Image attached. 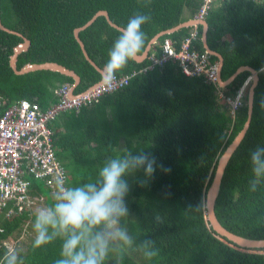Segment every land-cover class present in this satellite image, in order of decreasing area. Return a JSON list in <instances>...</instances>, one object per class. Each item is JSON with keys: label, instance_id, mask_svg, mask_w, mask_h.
<instances>
[{"label": "trees", "instance_id": "1", "mask_svg": "<svg viewBox=\"0 0 264 264\" xmlns=\"http://www.w3.org/2000/svg\"><path fill=\"white\" fill-rule=\"evenodd\" d=\"M202 4L203 0H0V16L4 25L31 42L18 56L19 69L27 63L64 64L80 75L81 82L75 88L79 94L102 79L74 33L98 11L107 10L113 22L124 28L130 19L146 17L140 26L144 34L141 54L157 33L195 18ZM206 20L208 44L224 57V80L243 65L259 71L251 124L226 167L215 212L228 230L262 239L264 3L218 0ZM192 27L162 35L144 60L133 58L114 74L108 72L106 64L123 31L110 25L104 15L80 31L91 58L110 75H128V82L82 105L78 112H62L52 122L54 147L68 170V187L95 182L99 169L111 159L127 158L131 165V157H147L144 164L130 167L123 177L128 184V212L118 227L123 231L127 227L131 243L120 240L119 246L110 244L117 255L112 252L114 257L105 258L103 264H264V247H240L219 235L207 219L206 208V193L218 160L248 118L249 87L235 114L226 98L235 97L249 78L251 81L252 72L243 71L232 83L222 86L207 82L204 75L185 74L174 59L163 65L151 59L153 54L161 55L167 37L179 48ZM198 29L202 36V25ZM23 41L21 36L0 28V97L5 105L28 99L47 109L59 100L58 88L66 82L73 84L74 79L51 70L15 73L10 59ZM196 48L206 50L201 38ZM211 60L219 59L211 54ZM218 88L224 96L219 95ZM149 162L152 172L147 171ZM31 182V191L43 194L51 207L58 193H51L43 180ZM35 216L28 226L29 241L10 250L3 239L16 230L20 233L28 216L6 219L0 215L4 228L0 231V264H9L12 257L14 264H56L64 258L61 246L66 236L34 247ZM140 248L143 262L140 255L128 254Z\"/></svg>", "mask_w": 264, "mask_h": 264}, {"label": "built area", "instance_id": "2", "mask_svg": "<svg viewBox=\"0 0 264 264\" xmlns=\"http://www.w3.org/2000/svg\"><path fill=\"white\" fill-rule=\"evenodd\" d=\"M218 0H203L195 18L206 19L207 14ZM264 3V0H257ZM201 38L198 26L190 29L176 48L174 41L167 37L162 44L160 56L153 54L151 59L163 65L169 59L179 62L182 71L189 76L204 75L207 82L220 84L218 62L211 60L206 50L196 48ZM128 82V75L117 77L108 75L105 82L89 88L79 94H72L70 83L62 84L57 94L59 100L47 109L38 102L21 99L5 105L0 97V215L12 219L17 215L26 214L28 219L23 225L22 235L11 245L3 240V244L14 250L19 239L28 234V226L33 214H37L40 205L49 206L43 194H34L31 190V179L44 181L51 193H58L61 185L68 187V170L57 156L54 147V130L52 122L64 111H80L84 104L91 103L105 92L113 91ZM249 79L238 90L235 97H227L228 103L235 114L237 107L242 105V98ZM220 96H224L218 88ZM30 175L31 177L29 178ZM41 209V208H40ZM4 228L0 225V231Z\"/></svg>", "mask_w": 264, "mask_h": 264}, {"label": "clouds", "instance_id": "3", "mask_svg": "<svg viewBox=\"0 0 264 264\" xmlns=\"http://www.w3.org/2000/svg\"><path fill=\"white\" fill-rule=\"evenodd\" d=\"M145 20L144 16L129 20L109 53L106 64L109 73L114 74L124 67L140 51L144 43L140 26ZM146 160L145 156L131 157L130 165L127 158H114L99 169L95 182L73 187L61 185L56 202L35 216L34 247L46 245L56 236H66L61 246L64 258L56 264H103L110 242L128 240L127 234L118 227L120 218L128 212L124 203L128 184L123 177L130 167L142 165ZM152 170L149 162L147 171ZM14 261L12 257L9 264Z\"/></svg>", "mask_w": 264, "mask_h": 264}, {"label": "water", "instance_id": "4", "mask_svg": "<svg viewBox=\"0 0 264 264\" xmlns=\"http://www.w3.org/2000/svg\"><path fill=\"white\" fill-rule=\"evenodd\" d=\"M101 15H104L107 18L110 25L118 28L121 31H124V29H125L124 27L113 22V20L110 17V14L107 10L98 11L87 23H85L83 26L75 29V31H74L75 36H76L80 46L82 47V50H83L85 57L89 60V62L94 67H96L98 69V71H100V73L102 75V79L99 82H97L95 85L91 86L90 88L95 87V86L100 85L101 83L105 82L107 80L109 74L104 69H102L91 58V56L89 55V53L86 49L84 41L80 37V31L87 28L89 25H91L96 20V18L98 16H101ZM198 25H202V27H203L201 39L204 43L206 51L209 54L216 55L219 59L218 60V68H219L220 84L222 86H226V85L232 83L236 79V77L243 71L248 70V71L252 72V76H251L252 79L250 81V84L248 85V87H249V90H248V118H247L243 128L236 135V137L232 140V142L226 147L225 151L223 152V154L220 156V158L218 160L213 180H212V182H211V184L207 190V193H206L207 219L219 235L226 237L228 240L233 241L234 243L238 244L240 247L262 248V247H264V238H262V239L248 238V237L238 235V234L228 230L219 221V219L217 218L216 212H215V204H216V200L218 198L219 192H220L222 179H223L226 167H227L232 155L234 154V152L237 150V148L239 147V145L241 144V142L245 138L246 133H247V131L250 127V124H251L253 106H254L255 89L259 83V71L256 70L255 68H253L252 66L243 65V66H240L228 79L224 80L222 78V67L224 64V57L221 53L210 48V46L208 44L209 23L206 19H198V18H192V19L183 21V22L179 23L178 25H176L172 28H169V29H166V30H163V31L157 33L149 41L145 51L141 54L137 53V55L134 58L137 61L144 60L148 56L152 45L154 43H156L157 40L159 39V37H161L162 35L175 32V31L180 30L184 27H191V26H198ZM0 28L6 32L17 34L24 39V41L22 43H20L19 46L15 49V52L13 53V55L11 56V59H10L11 67L14 69L15 73L25 74V73H29V72L36 71V70H51V71L60 72L61 74L72 77L74 79V83L72 86V94L74 95L73 92H74L75 88L81 82V77L77 72L73 71L72 69H70L69 67H67L64 64H61L59 62H54V61H46V62H42V63H27L22 68L19 69L17 66L18 56L22 51H25L29 48L31 42H30L29 38L24 36V34H22L21 32H19L17 30H13V29L7 27L6 25H4L2 22L1 16H0Z\"/></svg>", "mask_w": 264, "mask_h": 264}, {"label": "rangeland", "instance_id": "5", "mask_svg": "<svg viewBox=\"0 0 264 264\" xmlns=\"http://www.w3.org/2000/svg\"><path fill=\"white\" fill-rule=\"evenodd\" d=\"M127 201V197H125L124 198V203ZM126 207H127V204H126ZM45 209V208H47V206L46 205H40V207H39V210H41V209ZM124 232L127 234V237H128V240L126 241L127 243H131V241H130V233L129 232H127V227L125 228V230H124ZM29 240H28V237H27V234L23 237V238H21V239H19V241H18V244H17V246L18 245H20V243H22V246H24L25 245V243H27ZM119 242H120V239H116V240H114V241H112V242H110V244H117V246H119ZM110 244H109V246H110ZM22 246H18V247H20V248H22ZM121 247V246H120ZM112 252H114L113 254H115V255H117V252L114 250V247H109V251H108V255H109V257L108 256H106V260L109 258L110 260H111V258H110V256L113 258L114 256H112ZM128 254H129V256H135V255H140V257H141V261L143 262L144 260H145V258H144V254H143V250L140 248V249H138V250H136L135 252H133L132 254H131V252L130 251H128ZM109 260V261H110ZM116 260V262L117 263H119V258H117V259H115ZM126 264H128V263H126Z\"/></svg>", "mask_w": 264, "mask_h": 264}, {"label": "crops", "instance_id": "6", "mask_svg": "<svg viewBox=\"0 0 264 264\" xmlns=\"http://www.w3.org/2000/svg\"><path fill=\"white\" fill-rule=\"evenodd\" d=\"M202 37V36H201ZM72 86H73V84H71ZM74 94H76V92H75V90H74V92H73ZM1 219H3V217H1ZM18 230H16V231H14L13 232V234H11V235H9L8 237H6V238H4L3 240H4V242L5 243H7V244H9V245H11L12 244V242H14L15 240H18V238L22 235V231H23V228H22V231L20 232V233H18L17 232ZM31 234H33V232L31 231ZM27 236H28V234H27ZM18 244V243H17ZM17 244L15 245V247H17ZM25 245H26V243H25ZM18 246H22V243H20V245H18ZM14 247V248H15ZM23 247V246H22Z\"/></svg>", "mask_w": 264, "mask_h": 264}]
</instances>
